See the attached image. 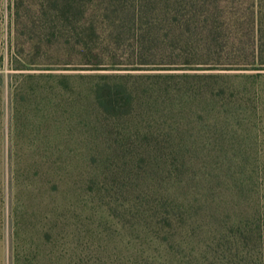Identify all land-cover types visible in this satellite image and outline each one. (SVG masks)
<instances>
[{
    "label": "rangeland",
    "instance_id": "1",
    "mask_svg": "<svg viewBox=\"0 0 264 264\" xmlns=\"http://www.w3.org/2000/svg\"><path fill=\"white\" fill-rule=\"evenodd\" d=\"M131 1L92 0L88 7L85 16L97 31L93 38L110 43L109 49L105 45L100 49L106 54L102 65H95V61L82 63L79 60L82 50L72 47L51 51L53 56L59 53L57 57L61 61L50 59L48 65L32 68L22 62L15 63L14 56L20 51L28 58L32 42L43 38L29 33L34 24H39L41 3L39 0H22L20 19L15 21V0H0V264H264V215L258 212L244 210L240 215L225 212L218 222L192 218L171 231H158L155 218L128 212L119 201L104 194L102 198L101 195L91 196L87 201L81 197L84 202L80 205L72 198L64 211L47 218L34 215L38 201L27 175L21 180L15 179L13 173L29 164L31 154L42 153L52 157L49 156V164L55 166L61 178L65 174L72 175L73 185L78 187L77 172L84 162L81 155L101 148L97 137L100 132L93 125L97 109L91 95V88L97 82H107L111 76L123 74L244 73L195 68L161 70V64L172 62L162 57L172 58L173 55L159 51L144 54L132 44L139 28L147 21L140 19L142 15L137 12L131 19V13H128L131 12ZM210 7L217 13L215 32L226 42L252 38L250 22L256 11L263 21L264 38V5L263 10H255L253 0H217ZM114 38L125 39L130 47L118 48L119 42L113 44ZM100 51L94 50L93 54L99 55ZM113 55L121 59L108 61ZM139 55L146 56L148 61H141ZM142 62L150 64L142 65ZM32 74L40 77L26 79L28 84L20 92L22 102L18 109H12L11 98L19 83L24 76ZM171 84L180 85L176 80L170 81L169 86ZM230 95L226 93L223 101L234 106L226 107L227 119H221L216 129L208 127L213 123L207 120L206 113H195L193 117L190 111H185L188 115L180 119L177 113L181 109L177 105L178 98L174 97L167 99L165 115L155 123L149 121V125L178 126V130L185 133L186 141L195 138L205 141L197 147L187 146L190 150L226 151L240 161L244 155L253 153V160L255 153L264 154V83H260L254 95L248 92ZM191 108L195 110V107ZM121 134L129 138L123 129ZM215 138L218 140H213ZM252 160L249 158L246 166ZM45 162L46 159L40 164ZM258 190L255 188L254 197L245 202L248 209L263 207L261 201L264 198H257L262 194ZM16 215L23 223L20 238L13 235ZM252 216H256L254 221L261 229L245 235L251 238L246 244H232L234 236L238 237L232 227L234 220L243 218L247 221ZM39 236L43 239L39 240Z\"/></svg>",
    "mask_w": 264,
    "mask_h": 264
},
{
    "label": "trees",
    "instance_id": "2",
    "mask_svg": "<svg viewBox=\"0 0 264 264\" xmlns=\"http://www.w3.org/2000/svg\"><path fill=\"white\" fill-rule=\"evenodd\" d=\"M39 1L41 18L29 33L42 35L43 38L32 42L28 58L23 52L17 51L15 63L22 62L32 68L46 66L50 59L61 61L57 57L59 53H54L53 56L51 51L72 47L82 50L79 55L82 63H104L106 54L101 53L104 50L100 49L103 45L109 49L110 43L93 38L97 35L96 28L85 16L92 0ZM215 2L217 0H132L129 8L131 12H128L131 13V19L135 18L137 12L142 15L140 19L147 21L139 28V34L132 44L144 54L149 51L172 53V58L162 57L172 61L170 64H161L160 69L163 71L195 68L200 71L237 70L244 73L153 76L123 74L111 76L112 79L109 78L110 81L107 82H97L91 88V95L97 109L96 123L94 118L93 125L100 132L97 137L101 148L81 155L84 162L77 172L78 187L73 185L72 175L65 174L61 178L55 166L49 164L50 155L42 153L31 154L29 164L13 173L15 179L21 180L27 175L31 182L38 201L35 216H56L66 209L72 198L78 200L80 205L84 202L81 197L87 201L91 196L101 195L102 198L104 194L119 201L121 207L128 212L155 218L154 224L158 231H171L179 227L178 224L192 218L218 222L219 217L228 212L240 215L244 210H251V213L264 215V200L261 201L263 207L260 210L245 206V202L254 197V189L257 187L260 189L258 192L262 193L257 198H264L263 153H255L253 160V153L246 154L240 161L226 151L190 150L187 146L197 147L205 141L200 138L186 141L185 133L178 130V126L164 128L162 125H149V121L155 123L165 115L163 111L166 101L169 97H174L178 98L177 105L181 110L177 114L180 119L188 115L186 113L189 111L190 116L206 113L207 120L210 119L213 123L208 127H218L221 119H227L226 107L234 106L231 102L223 101L226 93H231V97L234 93L238 95L241 92L254 95L260 83H264L262 18L257 11L252 14V38L226 42L215 32L218 26L217 13L210 7ZM263 2L264 0H253L255 10H263ZM21 7L22 0H15V21L20 19ZM69 36L81 38H61ZM113 41V44L119 42L118 48L130 47L123 38H114ZM94 50L100 51V54L94 55ZM145 57L139 55L141 61L147 62L148 58ZM120 59L113 55L108 61ZM131 59L134 61L133 57ZM38 77L40 76L33 74L23 77L11 98L12 109H18L22 102L20 92L28 84L26 79ZM168 80H176L180 85L169 86ZM138 124L146 126L141 128ZM181 128L186 129V126ZM122 129L129 138L121 134ZM208 140L211 143V139ZM249 158L252 162L246 166L245 162ZM45 159L46 162L40 164ZM31 173L33 174L30 175ZM15 217L17 220L13 222V235L20 238L23 223L17 215ZM255 217H249L247 221L243 218L234 220L232 227L238 237L234 236L232 244H246L249 237L245 235L261 229L254 221ZM40 234L42 233L38 235ZM38 238L40 240L42 236Z\"/></svg>",
    "mask_w": 264,
    "mask_h": 264
}]
</instances>
